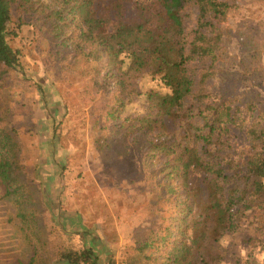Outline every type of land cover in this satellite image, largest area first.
Returning <instances> with one entry per match:
<instances>
[{"label":"trees","instance_id":"obj_1","mask_svg":"<svg viewBox=\"0 0 264 264\" xmlns=\"http://www.w3.org/2000/svg\"><path fill=\"white\" fill-rule=\"evenodd\" d=\"M208 1L221 9L208 11L202 0H0L4 196L21 187L22 166L17 143L4 126L9 110L3 95L20 64L10 40L26 26L45 43L42 67L55 72V81L62 76L82 80L96 146L109 149L115 135L122 143L151 137L146 154L174 199L173 212L163 233L154 232L152 239L149 234L138 246L133 261L221 264V244L243 227L240 216L255 219L247 240L264 256V116L255 102L221 96L219 87L209 85L235 0ZM193 9L195 24L187 34ZM238 65L240 77L253 75L243 62ZM144 80L148 87L142 86ZM87 245L63 251L61 262L100 264L92 242Z\"/></svg>","mask_w":264,"mask_h":264},{"label":"rangeland","instance_id":"obj_2","mask_svg":"<svg viewBox=\"0 0 264 264\" xmlns=\"http://www.w3.org/2000/svg\"><path fill=\"white\" fill-rule=\"evenodd\" d=\"M201 4L208 11L221 9L208 0ZM230 4L234 7L227 14L209 85L219 87L221 96L255 102L264 116V0ZM195 19L193 9L187 34ZM16 36L10 43L19 52L20 64L3 99L9 110L4 126L18 146L21 187L4 196L0 182V264H64L63 251L79 250L89 242L100 264H137L135 250L149 234L152 239L154 232L163 233L173 212L174 199L166 195L158 166L146 154L151 137L133 136L122 143L123 137L115 135L109 149L96 146L82 80L62 76L55 81V72L42 67L45 43L37 42L26 26ZM239 61L253 75L240 77ZM142 86L148 87V81ZM249 136L255 139V131ZM239 218L243 227L221 244V264H262L264 256L257 255L256 246L247 240V227L255 219ZM248 254L255 259H248Z\"/></svg>","mask_w":264,"mask_h":264}]
</instances>
